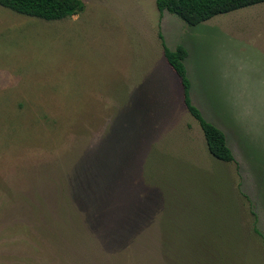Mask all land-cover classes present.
Returning <instances> with one entry per match:
<instances>
[{
  "label": "rangeland",
  "instance_id": "1",
  "mask_svg": "<svg viewBox=\"0 0 264 264\" xmlns=\"http://www.w3.org/2000/svg\"><path fill=\"white\" fill-rule=\"evenodd\" d=\"M82 1L60 20L0 5V264H173L187 237L235 233L227 264H264L240 193L264 234V2L189 26ZM159 33L239 170L208 152Z\"/></svg>",
  "mask_w": 264,
  "mask_h": 264
},
{
  "label": "trees",
  "instance_id": "2",
  "mask_svg": "<svg viewBox=\"0 0 264 264\" xmlns=\"http://www.w3.org/2000/svg\"><path fill=\"white\" fill-rule=\"evenodd\" d=\"M263 2L264 0H155V5L161 14L163 11H167L176 15L187 25L194 26L215 15L228 13ZM0 5L19 14L44 20H60L77 14L84 9V2L82 0H0ZM159 38L161 40L163 56L181 81L184 104L189 114L199 124L208 152L220 161L234 163L237 170H239V164L231 148L227 144L223 130L214 123L208 121L203 116L200 109L191 101L190 80L183 63V60L187 56L186 48L181 44L177 45L174 49L169 48L161 33H159ZM240 193L249 202V211L253 216L252 232L259 237L264 244V234L257 226L258 217L253 209L252 202L249 196L244 194L241 189ZM234 235L235 236L229 237L228 241L226 236L218 237L215 235L211 238L207 237V240L203 237V239H200L201 242L193 241L191 239L193 237L195 238V236H189L186 240L185 250L182 251V253L178 251L171 252L172 254L170 256H174V258L170 257V262L172 260L173 264H227V258H225L226 255L222 248L225 250L227 248V243L229 245H235L237 240L241 241L240 238L236 236V233ZM196 238L198 239V236H196ZM201 243H204V245ZM193 246L196 249L189 251ZM200 246L202 247L200 248ZM208 247H213L216 252L208 250ZM167 256L168 254L166 253V257Z\"/></svg>",
  "mask_w": 264,
  "mask_h": 264
},
{
  "label": "crops",
  "instance_id": "3",
  "mask_svg": "<svg viewBox=\"0 0 264 264\" xmlns=\"http://www.w3.org/2000/svg\"><path fill=\"white\" fill-rule=\"evenodd\" d=\"M164 41H165V39H164ZM183 46H185V45H183ZM186 48V47H185ZM184 64H185V62H184ZM190 80V79H189ZM190 86H191V83H190ZM217 126V125H216ZM226 136V135H225ZM227 140V139H226ZM227 144H228V142H227ZM230 147V146H229Z\"/></svg>",
  "mask_w": 264,
  "mask_h": 264
}]
</instances>
